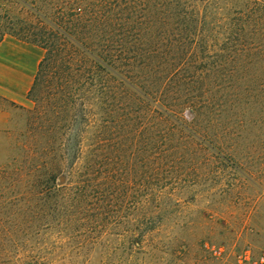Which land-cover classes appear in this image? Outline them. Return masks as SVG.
Instances as JSON below:
<instances>
[{"label":"rangeland","instance_id":"1","mask_svg":"<svg viewBox=\"0 0 264 264\" xmlns=\"http://www.w3.org/2000/svg\"><path fill=\"white\" fill-rule=\"evenodd\" d=\"M210 5L219 17L213 31ZM76 17H109L116 34L154 39L157 49L176 38L186 55L181 66L190 69L180 85L200 112L166 114L119 90L109 114L96 93L84 98L91 104L85 125L79 110L76 121L58 113L57 84L46 81L25 105L2 103L0 264H23L41 247L77 245L84 239L66 237L74 228L93 230L94 239L55 257L57 264H264V67L234 71L231 62L240 44H264V0H0V40L40 47L60 36L58 19ZM237 20L240 38L226 28ZM43 150L55 162L79 150L66 163L73 177L64 170L57 183L41 185ZM83 180L96 185V199L74 205ZM124 230L144 231L141 248L120 245L116 234Z\"/></svg>","mask_w":264,"mask_h":264},{"label":"trees","instance_id":"2","mask_svg":"<svg viewBox=\"0 0 264 264\" xmlns=\"http://www.w3.org/2000/svg\"><path fill=\"white\" fill-rule=\"evenodd\" d=\"M216 19H219L218 13L210 5V31L214 30L212 20ZM228 25L226 28L235 33L236 37H239V34L244 30L240 20L231 21ZM54 27L60 36H56L55 42L48 40L46 43L42 42V46H40L46 52L28 95L29 99H34L37 88L45 81L49 85L54 82L57 84V91L53 95L57 96L58 93L61 95V101L57 100L54 103L56 109L58 108V113L61 110L65 116L71 114V120L76 121L78 116L74 113L79 110L81 111V121L85 125H89L91 122V110H89L91 104L90 106L85 105L84 98L89 101L90 96L96 93L98 104L105 107L103 113L107 114L108 107L113 110L116 107L117 91L119 90L126 91V94L129 93L128 95L133 92L131 96H135L139 101L148 100L158 104L160 110L166 114L179 115L185 109H191L196 116L199 114L200 107L188 98V94L180 85V78L183 74L190 73V69L181 66L182 59L186 55L176 44V38H164L161 40V46L167 48L157 49L158 43L154 44V39L146 41L143 38L133 39L126 34H116L117 24L109 17L94 20L82 17L68 21L58 19ZM148 43L151 45L150 47L147 46ZM259 43L260 40L257 43L256 39L252 38L251 43L240 44V49L232 51L234 56H232L231 62L236 66L234 71L239 68L248 70L258 66L264 67V51L259 48L264 44ZM143 46H147V48L143 49ZM216 57L218 56L216 55ZM222 57L220 56V62L223 61ZM216 66L219 69L222 68V64ZM94 80H97L96 84H94ZM61 102L64 104L60 105ZM127 106L128 104H121L124 110L127 109ZM78 152L79 150L72 151L67 155L74 162L79 157ZM50 154L52 152H48V150H43L41 153L44 160L36 168L35 174L40 184L57 183L64 170H67L68 175L73 177L75 168L74 165L66 164L69 162L68 157L60 156L62 162H55L56 158L50 159ZM76 184L78 186L74 188V205L87 204L90 199H96L92 198L96 192V185L91 181L83 180ZM64 232V230L58 231L60 235ZM92 232L93 230L87 229H71L66 233L69 240H84L75 241L77 245L74 246L56 244L50 248L41 247L37 256L24 258L23 264H57V257L74 251L81 252L85 248L86 242L94 239L90 236ZM103 233L105 231H99V235ZM116 235L119 238L121 236L120 245L128 243L129 249L141 248L145 236L143 230L130 234L124 230L121 234L117 233ZM126 238H128V242ZM45 253L51 258H47ZM63 259V257L60 258V260ZM75 263L68 260L61 264Z\"/></svg>","mask_w":264,"mask_h":264},{"label":"crops","instance_id":"3","mask_svg":"<svg viewBox=\"0 0 264 264\" xmlns=\"http://www.w3.org/2000/svg\"><path fill=\"white\" fill-rule=\"evenodd\" d=\"M44 50L13 36L0 41V129L8 121L2 103L25 105L37 77Z\"/></svg>","mask_w":264,"mask_h":264}]
</instances>
